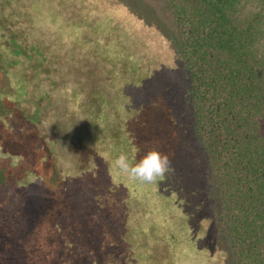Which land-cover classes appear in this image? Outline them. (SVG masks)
I'll use <instances>...</instances> for the list:
<instances>
[{"label": "trees", "instance_id": "1", "mask_svg": "<svg viewBox=\"0 0 264 264\" xmlns=\"http://www.w3.org/2000/svg\"><path fill=\"white\" fill-rule=\"evenodd\" d=\"M1 21L0 123L31 147L2 195L50 191L51 264H264V0H0ZM152 147L155 183L115 167Z\"/></svg>", "mask_w": 264, "mask_h": 264}, {"label": "rangeland", "instance_id": "2", "mask_svg": "<svg viewBox=\"0 0 264 264\" xmlns=\"http://www.w3.org/2000/svg\"><path fill=\"white\" fill-rule=\"evenodd\" d=\"M1 25L6 28V21H1ZM3 83L0 76V85ZM10 130V125L0 123V160L5 153L18 155L31 149L25 139H18V136L15 139V130L9 134ZM33 158L29 154L27 162H33ZM7 166L8 163L0 161V264H51L53 253L47 244L52 245L53 239L47 236V224L54 220L55 214L50 191L35 180L23 183L22 188H10L7 193L9 202L16 203V196L21 200L17 208L8 209L2 192L5 185L12 182L13 176H19L20 172L17 169L8 176Z\"/></svg>", "mask_w": 264, "mask_h": 264}, {"label": "clouds", "instance_id": "3", "mask_svg": "<svg viewBox=\"0 0 264 264\" xmlns=\"http://www.w3.org/2000/svg\"><path fill=\"white\" fill-rule=\"evenodd\" d=\"M115 167L130 179L140 184H152L173 171L169 157L157 150L156 147L149 149L138 161L130 160L129 155L121 151L114 159Z\"/></svg>", "mask_w": 264, "mask_h": 264}]
</instances>
